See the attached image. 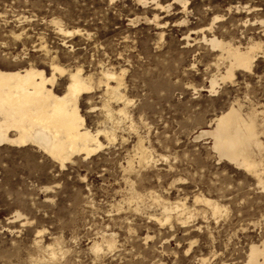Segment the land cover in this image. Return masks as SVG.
Instances as JSON below:
<instances>
[{"label":"rangeland","instance_id":"1","mask_svg":"<svg viewBox=\"0 0 264 264\" xmlns=\"http://www.w3.org/2000/svg\"><path fill=\"white\" fill-rule=\"evenodd\" d=\"M152 4L0 0V65H33L50 75L57 62L72 70L80 67L95 79L103 69L122 71V91L132 101L130 119L116 125L114 143L102 139L103 149L76 157L64 168L34 146L0 145V264H201L202 259L239 264L250 244L264 238V189L257 177L220 159L210 137L194 138L233 104L244 113L251 108L264 112V47L254 71H237L210 92L217 73L213 52L184 39L214 15L226 16L225 29L243 44L251 34L264 45V32L231 23L221 0H188L185 26L177 23L180 9L165 13ZM260 7L264 10V2ZM155 15L160 24L152 21ZM258 17L264 18V11ZM56 22L79 28L80 34L64 35ZM81 110L90 129L113 126L104 120L101 93L82 100ZM138 138L156 160L149 169L136 167L139 173L126 170L129 159L137 165ZM131 187L146 194L143 202L130 200ZM151 192L172 203L186 202L199 214L185 224L175 216L160 224L161 209ZM198 194L218 200L225 211L215 218L203 203H194ZM109 238L113 249L105 241ZM94 242L103 250L95 253ZM38 244L54 246L58 257L50 261Z\"/></svg>","mask_w":264,"mask_h":264},{"label":"bare ground","instance_id":"2","mask_svg":"<svg viewBox=\"0 0 264 264\" xmlns=\"http://www.w3.org/2000/svg\"><path fill=\"white\" fill-rule=\"evenodd\" d=\"M137 1L142 6L148 5L151 1L165 13L180 9L183 16L177 23L182 26L189 23L188 0H170L171 2L166 5H162L159 0ZM213 1L217 2L218 0ZM263 2L264 0H221V3L226 4L229 16L232 15L231 19L228 17L231 23H240L242 27L247 28L246 30L256 31L261 28L264 32V18L258 17L259 12L264 11L260 7ZM174 5H177L178 8H173ZM208 6L206 9L212 13L215 8H212L210 4ZM213 12L215 13V11ZM236 15L241 17L237 19ZM224 17L214 15L208 25L192 30L190 27L191 31L188 30L186 35L184 33L187 44L190 42L202 43L213 52V62L216 64L217 73L210 80V92L216 91L219 80L222 82L227 79L232 80L237 71H254L253 66L258 57V51L262 49V46L264 47L260 38L255 39L251 34L246 44L236 41V36L232 31L225 29L227 28L225 23L227 18ZM158 18L159 16L155 15L152 21L160 24ZM135 21L137 22V20ZM217 22H220L221 25L216 26ZM56 24L64 35L72 36L80 32L79 28L65 29V26H61L59 22ZM223 28L224 31L221 30ZM51 71V74L47 75L44 69L33 65L23 67L20 64H15L14 68H5L0 65V145L34 146L57 162L61 168H64L66 164L76 160V157L88 158L103 149L105 144L102 139L108 144L114 143L117 136L119 137L116 134V125L123 120L130 119L127 107L132 101L122 91L125 82H123L122 71L117 73L118 71L113 69H103L100 71L99 77L95 79L94 75L84 74L80 67L72 70L57 62L51 64ZM61 84H64V87L59 90L58 86ZM97 93H101L104 120L113 124L110 128L108 125V127L92 130L87 126L86 118L82 114V100L89 101ZM259 109L251 108L244 113L241 105L233 104L211 119L210 129H201L194 138L210 137L212 139L211 149L220 159H225L256 176L261 188L264 189L263 172L261 171L264 168V142L261 140V135H264V112L263 109ZM116 117L119 120H116ZM102 123L104 124V122ZM130 126H133L132 122ZM136 142V153H134L137 165L134 164L133 159H129L126 166L127 171L138 172L136 167H139L138 170L146 169L156 162L153 153L145 147L142 139L138 138ZM142 176L144 175L142 174ZM145 195L141 191L137 192L134 187L130 188V200L137 204L144 201ZM149 196L158 203L161 209V217L158 216L159 223L169 222L175 216L177 221L185 224L199 214L196 209H190L186 202L172 203L152 192L149 193ZM194 203H203L215 218L225 211L218 200L203 194L196 195ZM17 217H21V214L17 213ZM105 241L108 249L115 248L113 238ZM37 247L44 249L49 254L50 261L58 257L59 252L54 246L48 245L43 248V245L38 244ZM91 249L98 253L103 250V247L101 243L94 242ZM245 257L246 259L239 264H264V238L260 243H251ZM201 261V264H206V259Z\"/></svg>","mask_w":264,"mask_h":264}]
</instances>
